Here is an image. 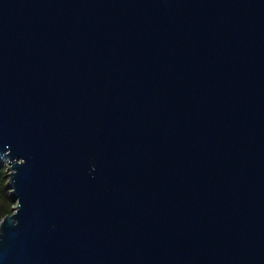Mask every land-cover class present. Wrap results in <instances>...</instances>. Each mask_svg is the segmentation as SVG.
<instances>
[{"label": "water", "instance_id": "1", "mask_svg": "<svg viewBox=\"0 0 264 264\" xmlns=\"http://www.w3.org/2000/svg\"><path fill=\"white\" fill-rule=\"evenodd\" d=\"M0 264H264V0H0Z\"/></svg>", "mask_w": 264, "mask_h": 264}, {"label": "trees", "instance_id": "2", "mask_svg": "<svg viewBox=\"0 0 264 264\" xmlns=\"http://www.w3.org/2000/svg\"><path fill=\"white\" fill-rule=\"evenodd\" d=\"M7 178L8 170L4 161L0 160V217L6 212H10L14 203L9 194L10 185Z\"/></svg>", "mask_w": 264, "mask_h": 264}]
</instances>
